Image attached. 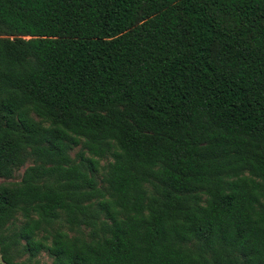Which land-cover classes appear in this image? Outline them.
<instances>
[{"label": "trees", "instance_id": "16d2710c", "mask_svg": "<svg viewBox=\"0 0 264 264\" xmlns=\"http://www.w3.org/2000/svg\"><path fill=\"white\" fill-rule=\"evenodd\" d=\"M25 164L3 264H264V0H0V177Z\"/></svg>", "mask_w": 264, "mask_h": 264}, {"label": "rangeland", "instance_id": "374dc122", "mask_svg": "<svg viewBox=\"0 0 264 264\" xmlns=\"http://www.w3.org/2000/svg\"><path fill=\"white\" fill-rule=\"evenodd\" d=\"M35 119L38 120L37 117H34ZM82 152V148L80 145L78 146H74L70 151H69V155L70 157L74 160V161H80V154ZM99 167L96 171L93 172V176L95 177L96 179V182L98 184V186H101L103 187L105 185V182L103 180V173L105 172V165L107 163V160L105 159H101L100 162H99ZM28 164V163H27ZM25 164L24 166H22L21 168H19L18 170L15 171L13 177L11 178H3V177H0V183L1 182H9V181H17L20 179L21 177V174L24 170V168L26 167ZM24 259H27V255L24 254V253H19L16 255L15 257V260L17 261H20V260H24ZM36 260L38 261V264H52V258L46 253V252H41ZM0 264H3V262L1 261V258H0ZM30 264H34V260H32L30 262Z\"/></svg>", "mask_w": 264, "mask_h": 264}]
</instances>
